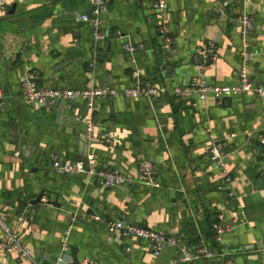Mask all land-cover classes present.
Returning <instances> with one entry per match:
<instances>
[{"label": "crops", "instance_id": "0c3cea01", "mask_svg": "<svg viewBox=\"0 0 264 264\" xmlns=\"http://www.w3.org/2000/svg\"><path fill=\"white\" fill-rule=\"evenodd\" d=\"M5 1L7 10H0V92L6 101L0 107V213L36 263L55 264L65 240L68 249L59 264L72 261L70 246L81 264H264L258 143L264 94L246 92L219 103L168 93L199 73L196 55L208 42L217 58L205 70L207 82L238 83L242 12L252 20L248 75L254 84H264V0H165L163 12L154 10L151 0H107L101 28L106 36L122 35L108 40L95 39L82 20L93 0ZM225 1L227 17L222 16ZM133 72L166 93L152 105L141 98L98 99L79 120L70 114L82 116L83 102L63 107L59 101L52 107L20 96L28 73L45 88L86 89L131 85ZM89 118L96 130L112 136L91 143L88 155L102 168L126 175H134L147 159L156 167L159 187L105 188L85 174L62 175L51 168L47 154L52 162L80 159L79 135L86 136ZM218 142L229 147L221 164L210 156ZM228 187L235 201L228 200ZM41 193L40 203L22 205ZM236 205L246 213L244 223ZM219 210L227 231L216 242L212 225ZM94 215L164 233L190 251L204 243L223 257L181 262L179 248L171 244L155 256L148 241L110 234ZM1 237L0 230V242ZM0 264L28 263L0 246Z\"/></svg>", "mask_w": 264, "mask_h": 264}, {"label": "built area", "instance_id": "2783aa9c", "mask_svg": "<svg viewBox=\"0 0 264 264\" xmlns=\"http://www.w3.org/2000/svg\"><path fill=\"white\" fill-rule=\"evenodd\" d=\"M154 10L163 12L165 10V0H151ZM245 1V0H243ZM229 2L222 3V15L225 14L226 8H228ZM107 0H93L91 6V15L93 19L82 16V20L88 22L92 27L93 36L97 40H102L106 37L107 32L101 28L102 15L107 11ZM0 10L6 11L7 4L5 0H0ZM241 22L240 36L243 42V48L240 52V62L242 63L238 72V83L234 85L222 86L216 84H210L205 78V70L213 64L217 58V52L213 43L208 42L207 47L196 55L199 64V73L188 78L185 85L176 86L168 93L173 97L184 99L191 96H196L200 100H207L209 97L215 99L217 102L222 103L225 99L235 95L244 94L246 92H255L256 94H264V84L257 85L250 79L247 70V62L251 59V54L248 51L249 43L248 36L252 28L251 18L242 12L239 18ZM161 31L165 33L166 27L162 26ZM165 42L170 45L172 40L168 37ZM126 50L130 53L134 51V47L126 46ZM92 66V64H90ZM132 80L131 85L122 87H114L110 85L93 86L86 89L75 88H63V89H49L39 85L31 74H26L23 78L20 86V96L26 101L33 104L49 103L55 105L59 101L77 103L83 102L89 109L93 108L94 103L98 99L114 100L115 98H132V99H144L150 105L160 98L164 93L158 86L152 81L141 79L137 76L136 72ZM4 96L0 92V107L3 104ZM85 135L89 142H101L103 140L110 139L111 134L101 133L96 130V126L93 124L92 119L89 118L85 122ZM258 143L262 148L263 164L262 172L264 173V122L258 134ZM223 143L218 142L210 150L211 159L221 164L225 153L226 147L223 148ZM54 169L62 175H78L85 174L90 179L98 182L105 188H118L127 186H142L157 188L159 184L156 181V167L147 160L143 159L139 162L137 171L134 175L121 174L106 168H102L97 159L93 155H87L86 159H79L74 162H69L64 165L58 166V162H53ZM229 179L225 180V184L228 185ZM228 200L235 201L236 194L231 187L226 188ZM213 207H217V203L212 204ZM236 210L239 211V222L244 223L246 221V213L242 206L236 205ZM94 221L102 222L106 230L112 234L120 232L123 236H132L134 238H140L150 243L153 254L158 256L165 244H171L176 246L180 250L179 260L181 262H189L198 257L206 259H213L215 257H223V254L217 253L213 249L207 248L206 244L201 243L190 251L182 243L175 238L168 237L164 233L154 232L149 229L134 226L123 225L122 220H113L101 218L98 215H94ZM72 220H74L72 218ZM0 230L2 232L0 246L4 248L9 255H13L18 260L26 261L28 264H37L31 250L25 245L24 241L4 219L0 213ZM212 231L216 242H221L224 233L227 231V227L224 224V214L222 210H219L216 216V221L212 225ZM264 248V240H263ZM67 243H62V250L67 251ZM63 262V257L60 256L59 263ZM84 264H95V262L87 261Z\"/></svg>", "mask_w": 264, "mask_h": 264}, {"label": "water", "instance_id": "95a60500", "mask_svg": "<svg viewBox=\"0 0 264 264\" xmlns=\"http://www.w3.org/2000/svg\"><path fill=\"white\" fill-rule=\"evenodd\" d=\"M110 2H111V0L108 2L109 4H110ZM12 9H13V7H12ZM12 9L8 12V14H11L12 13ZM87 17H89V18H91V19H93L94 18V16L93 15H91V13H90V11H88L86 14H85ZM222 16H224V17H227V13H226V10H225V14L224 15H222ZM240 25H241V22H240ZM122 35H119V34H109L108 36H106L104 39L105 40H108V39H113V38H119V37H121ZM108 37V38H107ZM3 103H6V101L5 100H3ZM64 101H62L61 102V104L63 105V107H64ZM44 105H46V106H52L51 104H49L48 102L47 103H45ZM53 107V106H52ZM88 110H89V108L88 107H83L82 108V111L84 112V114L81 116V115H75V114H70L71 115V117L72 118H74V119H76V120H79V119H81V118H85L86 117V115H87V113H88ZM69 111V110H68ZM70 112H72L71 110L69 111V113ZM80 137H79V140L83 143V145H82V149H81V152H80V159H86V156L88 155V147H89V145L91 144V142H89L88 140H87V138H86V136H84L83 134H81V135H79ZM226 149H229V147L228 148H226ZM47 156V160H48V163H49V166L51 167V168H54V166H53V162L52 161H50V159L48 158V156H49V154H47L46 155ZM57 162H58V166H61V165H64V164H66V162H64V161H59L58 159L56 160ZM121 188V187H120ZM42 197H43V193H41V194H39L34 200H32V201H30L29 203H26V202H22V205L23 206H27L28 204H30V205H34V204H38V203H40L41 202V199H42ZM55 202H51V201H49L48 202V204H52V205H55L54 204ZM129 225L127 222H123V225ZM135 226V225H134ZM69 249H70V251H71V255H72V261L69 263V264H81L79 261H78V259H77V257H76V254L74 253V251H73V247H69ZM61 253H62V245H60V249H59V254L57 255V257H56V259L54 260V263L55 264H59L58 262H59V258H60V256H61ZM38 263L40 264V261H38Z\"/></svg>", "mask_w": 264, "mask_h": 264}]
</instances>
